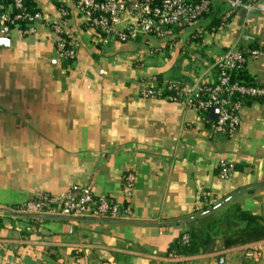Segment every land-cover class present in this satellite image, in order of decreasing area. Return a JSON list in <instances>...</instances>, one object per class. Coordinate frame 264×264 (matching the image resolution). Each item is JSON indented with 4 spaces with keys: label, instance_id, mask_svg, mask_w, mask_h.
Listing matches in <instances>:
<instances>
[{
    "label": "crops",
    "instance_id": "0c3cea01",
    "mask_svg": "<svg viewBox=\"0 0 264 264\" xmlns=\"http://www.w3.org/2000/svg\"><path fill=\"white\" fill-rule=\"evenodd\" d=\"M29 2L43 20L31 34L11 30L0 47V208L76 186L128 205L131 216L75 221L0 212V264H264V240L226 250L217 240L213 253L166 256L194 219L184 220L204 208L222 204L211 213L218 217L238 205L264 218V101L245 102L226 137L194 110L140 95L151 76L212 81L213 63L234 47L262 51L244 71L264 87V0L210 31L228 9L215 0L209 17L174 29L171 40L128 43L87 27L74 0ZM61 9L77 47L71 62L58 58L51 29ZM220 161L234 168L230 178L218 176Z\"/></svg>",
    "mask_w": 264,
    "mask_h": 264
},
{
    "label": "built area",
    "instance_id": "2783aa9c",
    "mask_svg": "<svg viewBox=\"0 0 264 264\" xmlns=\"http://www.w3.org/2000/svg\"><path fill=\"white\" fill-rule=\"evenodd\" d=\"M215 0H74L75 9L83 23L105 40L128 43L140 36L157 40H171L174 29L192 26L211 14ZM228 9L220 17L223 26L238 9H253L254 1L222 0ZM61 19L51 24L56 36V53L61 61L71 62L76 57L77 47L70 44V36L65 21L66 12L60 10ZM131 21L124 28H119L123 18ZM43 17L40 12H31L24 0H0V38H6L11 30L17 29L27 35ZM258 48L234 47L218 58L212 65L215 77L212 81L201 78L186 81L183 79H161L151 76L146 80L140 95L146 99H160L177 103L202 114V120L211 124V131L230 137L239 126L238 111L245 101H264V87L258 85H240L232 81L231 74L245 70L247 62L261 56ZM238 95L242 100L232 101ZM217 109L215 122L207 119L210 110ZM234 168L220 161L218 176L228 179ZM127 190L132 188V177L125 179ZM198 212V208L196 209ZM5 214L30 216L59 215L65 218L90 219H126L131 212L128 205L120 206L111 198L95 197L90 187H72L59 196L38 194L34 198L15 208H0ZM9 215V214H8ZM72 233V230H69ZM187 236L183 237V242ZM171 257V256H170ZM218 264H223L219 260Z\"/></svg>",
    "mask_w": 264,
    "mask_h": 264
},
{
    "label": "trees",
    "instance_id": "16d2710c",
    "mask_svg": "<svg viewBox=\"0 0 264 264\" xmlns=\"http://www.w3.org/2000/svg\"><path fill=\"white\" fill-rule=\"evenodd\" d=\"M24 4L29 11H37L29 0H24ZM220 26L219 18L207 28L214 31ZM250 48L257 47L250 46ZM231 77L232 81L240 85L252 84L244 70L233 72ZM231 100L242 99L235 94ZM206 210L207 208H204V211ZM184 236H187L186 242H183ZM217 240L221 241L223 250L264 240V218L244 211L238 205H231L218 217L211 213L203 215L190 222V228L169 246L166 256L180 258L213 253L217 248Z\"/></svg>",
    "mask_w": 264,
    "mask_h": 264
},
{
    "label": "water",
    "instance_id": "95a60500",
    "mask_svg": "<svg viewBox=\"0 0 264 264\" xmlns=\"http://www.w3.org/2000/svg\"><path fill=\"white\" fill-rule=\"evenodd\" d=\"M7 44H8V39L7 38H0V47L5 48L7 46ZM217 115H218V110L217 109H212V110L209 111V113L207 115V118L210 121L215 122L217 120ZM221 205L222 204L217 205V206L213 207L212 209H210L208 211H205V212H203L201 214L194 215V216L184 220V222L199 218V217H201L203 215L210 214V213L214 212L216 209H218ZM7 214H9L11 216H16V217L17 216H21V217L25 216V217H30V218H41V217H43V216H30V215H22V214L19 215V214H12V213H7ZM67 219L78 221V220H82V219H85V218H67Z\"/></svg>",
    "mask_w": 264,
    "mask_h": 264
}]
</instances>
